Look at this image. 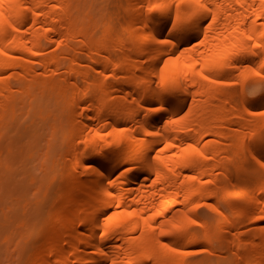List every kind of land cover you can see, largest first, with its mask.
<instances>
[{
    "label": "bare ground",
    "instance_id": "obj_1",
    "mask_svg": "<svg viewBox=\"0 0 264 264\" xmlns=\"http://www.w3.org/2000/svg\"><path fill=\"white\" fill-rule=\"evenodd\" d=\"M97 1L0 0V193L26 131L39 140L27 154L43 156L46 178L60 158L75 173L46 254L30 264H184L181 247L196 242L218 243L232 264H264V180L242 189L216 171L264 125V88L246 86L263 70L264 0H126V39L116 17L95 33ZM217 190L221 206L243 204L231 214L215 206L211 228L194 202ZM244 220L260 224L249 238L233 230ZM194 225L202 229L191 235Z\"/></svg>",
    "mask_w": 264,
    "mask_h": 264
},
{
    "label": "rangeland",
    "instance_id": "obj_2",
    "mask_svg": "<svg viewBox=\"0 0 264 264\" xmlns=\"http://www.w3.org/2000/svg\"><path fill=\"white\" fill-rule=\"evenodd\" d=\"M97 2L96 0V4H98ZM99 2L98 9L101 11V22L97 23L95 33H100L103 26H109L111 20L114 21L117 18L115 22L119 31L118 34L120 38L126 39V17L128 13L123 9L126 0H101ZM114 41L116 38L112 42ZM75 42L79 43L78 41ZM110 52H112L113 57L118 58L120 56L118 47L111 48ZM79 55L86 63L89 76L93 77L96 70L92 61L83 52H80ZM254 73H261V75H254ZM106 78L108 80L114 79L110 70L107 72ZM249 78L252 80L247 81L246 86L253 87V91H256L257 87L264 88V65L262 71H253ZM236 88L239 89L240 85H236ZM240 97V92H237L236 104L240 103ZM259 109L263 113L264 105L260 106ZM84 120L89 121V117L84 115ZM262 127L260 128L261 131H259V127L256 129L260 132V138L251 141L246 140L236 151L234 161L225 158V154L222 155L223 164L216 168L220 181H232L231 183L234 182L236 186L248 189V187L250 188L249 185L252 186L260 180H264V168L252 157L250 152V147H255L256 152L264 156V136H262L264 125ZM259 132L257 133L258 136ZM34 136L30 131H26L19 139H15L16 147L13 151L15 157L11 159L12 171L8 179L5 180L4 192L0 193V264H30L36 257L41 258L46 254L48 235L57 223L58 207L66 193L75 187V173L70 160L60 158L55 175L52 179L50 177L48 179L43 175V156L40 155L35 159L29 158L27 146L35 147L39 143L38 139L33 138ZM64 138L65 133L61 129L57 134V139L63 141ZM214 138L217 137L214 135L207 136V139ZM224 142L227 143L228 141L224 140ZM54 143L63 146V144L61 145L62 142L57 143V140ZM220 194L221 191L217 190L209 199L201 198L194 202V204L200 205L199 208L196 207L197 215L208 221L211 228L217 222V214L214 208L221 206L218 203L221 200ZM242 204L243 200L239 199L236 204L229 205V207L222 205L221 207H225L226 209H223L231 214L235 205ZM6 215H10V221H5ZM259 225L257 220H244L233 230L240 232L243 237L249 238L259 230ZM201 229L200 225H194L189 231L191 235H194L198 234ZM226 234H230V232L224 231V235ZM216 244L218 243L196 242L185 245L181 247L179 257L184 264H232L233 254L229 251L220 252L221 249L219 250V245ZM236 264L241 263L237 262Z\"/></svg>",
    "mask_w": 264,
    "mask_h": 264
},
{
    "label": "snow or ice",
    "instance_id": "obj_3",
    "mask_svg": "<svg viewBox=\"0 0 264 264\" xmlns=\"http://www.w3.org/2000/svg\"><path fill=\"white\" fill-rule=\"evenodd\" d=\"M159 7H160L159 5H152V6H150L149 11L150 12H155ZM169 7H171V6H169ZM167 23H170V20ZM167 23L165 24V28H164L165 31L167 30ZM248 39L251 40L252 38L249 36ZM174 40H175L174 37H169L168 39H164V38L161 37L159 39V43L162 44V45H168V44L172 43ZM260 46L261 45H259V44L253 45V47H255V48H259ZM253 55H255V53H253ZM254 75H258L259 76V75H261V73H254ZM205 79H207V77H205ZM170 103H171V101H168V103H166L164 105V107H168ZM148 111L150 113H160V112H162V108L156 106L155 104H152V105H148ZM259 114L260 115H264V113H259ZM189 147H191V145H189ZM261 166L264 167V163H262ZM191 179H195V177H191ZM196 207L199 208L200 205H196ZM104 215H107V214L105 213ZM157 215H159V214H157ZM189 222L193 223V224L196 223V221H194V220H191ZM160 235L163 237V236L167 235V233H165L164 231H161ZM163 247L164 248H168L169 251H171V252H177L178 251V249H176V248H169V245L167 243H164Z\"/></svg>",
    "mask_w": 264,
    "mask_h": 264
}]
</instances>
